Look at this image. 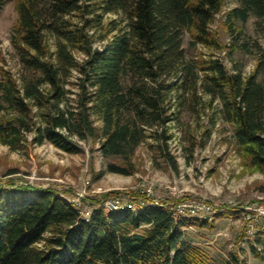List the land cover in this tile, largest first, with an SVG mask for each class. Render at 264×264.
I'll use <instances>...</instances> for the list:
<instances>
[{
    "label": "trees",
    "instance_id": "obj_1",
    "mask_svg": "<svg viewBox=\"0 0 264 264\" xmlns=\"http://www.w3.org/2000/svg\"><path fill=\"white\" fill-rule=\"evenodd\" d=\"M236 1L225 17L228 32L234 20L264 22V0ZM222 6L223 0H15L10 42L18 72L0 68V143L17 150L47 142L70 155L82 152L80 143H96L102 157L120 160L107 172L128 176L135 150L150 139L176 171L167 124L217 102L238 154L264 174L261 63L243 76L212 55L189 59L182 47L187 33L192 50L222 48L209 28ZM206 224L175 221L166 207L148 203L135 213L99 205L85 220L57 191L7 183L0 185V264H215L183 235ZM260 236L263 254L251 251L264 258V231Z\"/></svg>",
    "mask_w": 264,
    "mask_h": 264
},
{
    "label": "rangeland",
    "instance_id": "obj_2",
    "mask_svg": "<svg viewBox=\"0 0 264 264\" xmlns=\"http://www.w3.org/2000/svg\"><path fill=\"white\" fill-rule=\"evenodd\" d=\"M0 1V68L17 76V59L10 42L16 20L15 0ZM238 6L236 0H223L221 12L209 27L221 49L198 44L192 50L187 33L182 37V47L189 59L212 55L229 72L239 70L243 76L261 63L257 76L261 80L264 22L254 17L245 23L234 20L228 32L226 14ZM201 98L207 102L206 97ZM216 103L202 112L197 108L193 114L183 113L178 123L167 124L171 136L167 151L177 165L176 171L162 159L150 139L135 150L128 176L107 172L108 164L120 160L102 157L96 143H80L82 152L76 155L64 153L47 142L38 146L25 143L17 150L0 143V185L49 188L89 213L118 194L132 197L134 205L194 201L198 206L209 207L204 218L207 224L184 228L187 242L206 251L209 261L215 264H264V258L255 257L251 251L252 246L263 254L256 239L264 231V215L255 209L264 205V174L244 163L232 139L231 127L216 113ZM147 189L149 196L144 193Z\"/></svg>",
    "mask_w": 264,
    "mask_h": 264
},
{
    "label": "built area",
    "instance_id": "obj_3",
    "mask_svg": "<svg viewBox=\"0 0 264 264\" xmlns=\"http://www.w3.org/2000/svg\"><path fill=\"white\" fill-rule=\"evenodd\" d=\"M144 193H146L145 196L151 195V192L148 189L145 190ZM133 201L134 199L130 197L129 195L121 196L118 194L116 196H113L105 200L103 204V209L107 212L128 210V211L135 213L144 206V203H139V205H134ZM72 204L78 210L81 217L87 220L89 216V212L81 211L79 208V204L77 203H72ZM149 204L152 206H163L162 204H159L157 202H153V203L151 202ZM163 207H166L168 209L171 215V218L175 221L182 219V218H196L197 216L204 219L206 214L209 212L208 206L206 205L198 206L196 203H194V201L167 203ZM255 210H256L255 212H258L260 215H264V205L257 207V209ZM199 212H201L200 215H199Z\"/></svg>",
    "mask_w": 264,
    "mask_h": 264
}]
</instances>
